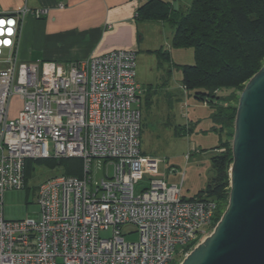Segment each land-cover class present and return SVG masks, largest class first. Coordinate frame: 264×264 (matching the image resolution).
<instances>
[{
	"label": "built area",
	"instance_id": "built-area-1",
	"mask_svg": "<svg viewBox=\"0 0 264 264\" xmlns=\"http://www.w3.org/2000/svg\"><path fill=\"white\" fill-rule=\"evenodd\" d=\"M30 12L24 7L0 15V264L184 259L213 231L219 203L183 196L185 173L179 184L168 183L157 176L164 159L143 151L139 103L146 87L137 77V51L115 49L67 63L22 62L18 44ZM13 96L22 101L14 117ZM50 157L81 158L82 176L49 178L38 189L39 213L6 220L4 192L25 186L28 159ZM94 160L113 173L96 181ZM125 227L135 228L139 239L128 241ZM105 231L110 237L102 236Z\"/></svg>",
	"mask_w": 264,
	"mask_h": 264
},
{
	"label": "rangeland",
	"instance_id": "rangeland-1",
	"mask_svg": "<svg viewBox=\"0 0 264 264\" xmlns=\"http://www.w3.org/2000/svg\"><path fill=\"white\" fill-rule=\"evenodd\" d=\"M190 3L192 0H180L174 5L180 8ZM149 24L151 26L145 33L144 42L150 49L138 52L136 60L138 80L145 87H152L149 92L146 88L147 92L141 96L139 103L142 112V149L146 154L164 159L157 176L164 178L168 183L179 184L182 174L185 173L182 194L187 198L195 197L200 191L208 188L213 178L211 157L214 155V148L219 145V136L213 131L212 109L206 102L187 92L183 86L181 66L195 62L194 49L172 46L174 28L167 21L161 24L151 21ZM162 48L169 51V59L156 52ZM242 89L223 93L231 96L235 94L229 104L237 107ZM21 105L22 101L18 96L10 97V114L13 117L18 114ZM184 126H191L192 130L180 134ZM223 132L227 144L219 151L232 148L234 127L226 128ZM63 167L64 165L53 164L48 160L29 161L25 186L4 192V218L17 221L39 213L37 193L40 184L63 174ZM93 170L96 181L106 177V172L113 173V167L106 166L103 160H94ZM142 188L143 186H138V190ZM224 210L225 208L221 209ZM123 230L127 233L128 241L139 239L135 228L125 227ZM132 231L134 232L128 234ZM110 235L111 231L102 232L103 237ZM182 259L183 257L176 254L169 264H176Z\"/></svg>",
	"mask_w": 264,
	"mask_h": 264
},
{
	"label": "trees",
	"instance_id": "trees-1",
	"mask_svg": "<svg viewBox=\"0 0 264 264\" xmlns=\"http://www.w3.org/2000/svg\"><path fill=\"white\" fill-rule=\"evenodd\" d=\"M137 19L167 21L174 28L172 46L191 47L195 51V62L181 66L183 86L211 107L213 131L219 136V145L211 157L212 182L195 197L218 201L216 224L223 213L221 209L228 204L233 162L231 147L226 151L219 149L226 146L223 131L234 127L237 113V107L228 103L235 94L223 93L242 89L263 66L264 0H192L190 5L180 8L168 0H147L138 8ZM156 52L170 58L169 51L163 48ZM146 88L149 92L152 87ZM189 130L191 126H184L180 134ZM40 159L64 165L63 174L82 176L83 160L77 157L28 159L26 174L28 162Z\"/></svg>",
	"mask_w": 264,
	"mask_h": 264
},
{
	"label": "water",
	"instance_id": "water-1",
	"mask_svg": "<svg viewBox=\"0 0 264 264\" xmlns=\"http://www.w3.org/2000/svg\"><path fill=\"white\" fill-rule=\"evenodd\" d=\"M228 204L179 264H264V64L240 92Z\"/></svg>",
	"mask_w": 264,
	"mask_h": 264
},
{
	"label": "crops",
	"instance_id": "crops-1",
	"mask_svg": "<svg viewBox=\"0 0 264 264\" xmlns=\"http://www.w3.org/2000/svg\"><path fill=\"white\" fill-rule=\"evenodd\" d=\"M146 1L0 0V15L16 14L24 7L33 10L22 20L20 61L67 63L115 49L149 51L144 38L151 21L137 19V10ZM38 9L46 12L35 16Z\"/></svg>",
	"mask_w": 264,
	"mask_h": 264
}]
</instances>
